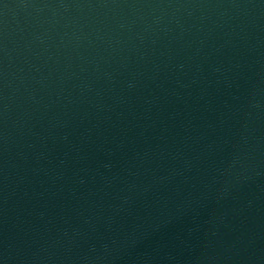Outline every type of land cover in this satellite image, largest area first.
I'll return each instance as SVG.
<instances>
[{
  "label": "water",
  "instance_id": "1",
  "mask_svg": "<svg viewBox=\"0 0 264 264\" xmlns=\"http://www.w3.org/2000/svg\"><path fill=\"white\" fill-rule=\"evenodd\" d=\"M0 264H264V0H0Z\"/></svg>",
  "mask_w": 264,
  "mask_h": 264
}]
</instances>
